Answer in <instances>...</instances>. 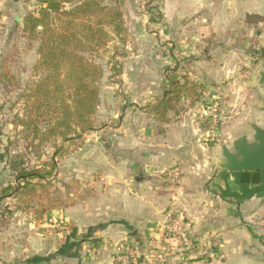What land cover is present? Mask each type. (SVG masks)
<instances>
[{
  "label": "crops",
  "instance_id": "crops-1",
  "mask_svg": "<svg viewBox=\"0 0 264 264\" xmlns=\"http://www.w3.org/2000/svg\"><path fill=\"white\" fill-rule=\"evenodd\" d=\"M183 1H178L180 6ZM185 1L188 8H202L206 34L221 40L213 48L215 55L223 57L220 65L195 61L189 69L191 80L200 87V99H184L177 113H169V122L160 123L138 110L152 100L149 96L138 107L126 108L120 128L95 132L96 136L118 139L109 148L112 156L83 161L85 170L97 174L89 177L93 192L64 210L47 213L40 228L35 229L32 223L23 244H19L13 225L0 229V261L116 264L119 243L158 236L172 216L186 219L194 234H217L220 238L217 261L188 264H264V173L260 183L247 185L240 183L239 174L227 173L215 165L219 163L213 152L216 150L211 151L205 143L209 136V105L204 97V91L213 90L234 105L241 95L237 88L243 85L234 83L238 80L228 82V73L231 69L242 72L246 66V84L264 103V58L255 59L264 48V0ZM248 15L259 19L248 22ZM141 82L137 87L142 86ZM231 89L233 92H229ZM257 107L258 103L251 109L260 121L258 127L264 128V104L261 114L256 112ZM132 114L138 116L139 123L132 121L136 120ZM253 126L245 125L233 145L240 137L250 139L248 130L254 133ZM176 167L181 176L173 183L167 172ZM211 168L215 169L212 177ZM135 231L136 238L132 237Z\"/></svg>",
  "mask_w": 264,
  "mask_h": 264
},
{
  "label": "rangeland",
  "instance_id": "rangeland-1",
  "mask_svg": "<svg viewBox=\"0 0 264 264\" xmlns=\"http://www.w3.org/2000/svg\"><path fill=\"white\" fill-rule=\"evenodd\" d=\"M83 1L77 0V3ZM99 1L102 6L115 9L121 14L122 31L118 36L113 28H107L110 42L99 51L94 60L103 70V78L99 83L100 104L93 117L95 130L82 134L79 139L72 142L63 143L60 138L54 137L35 139L33 130L23 126L24 121L36 114L32 111V100L28 101L26 96L30 94L33 84L42 77V72L35 69L39 58V42L29 41L22 32V27L27 15L39 14L42 8L41 0H0L2 15L0 20V189L9 185L16 186V171L21 169L43 170L48 166L45 171H50L49 164L55 156L56 148L62 149L55 158L57 169L52 172L50 179L46 180L48 182H44L45 184L38 182L34 195H21L17 196V200L9 199L0 203V229H8L9 224L13 225L15 232L18 233L19 244L26 241L27 228L30 229L32 223L35 224V229L43 224L46 215L41 222H33L32 215L35 211L48 209L47 213H49L64 210L76 200L93 192V180L89 177L95 178L97 174L94 170L87 168L85 170L83 161H87L88 158L98 160L105 159L108 155L112 156L109 148H113L118 139L103 134L96 136L95 132L120 128L125 119L123 112L127 107H138L149 96L153 97L151 101L157 99L162 93L161 87L167 69L179 65V68L190 76L189 69L195 61L218 66L223 58L214 54L213 48H216L221 40L209 38L210 35L206 34L207 30H204V27L207 23L202 22V8L195 10L188 8L185 0L181 6L179 0ZM17 17L20 23L16 22ZM205 18L207 20V17ZM256 58H261V54H257ZM243 69L246 70L242 72L238 70L234 73L231 69L228 73L230 75L228 82L238 80L234 83L243 85V88H237L241 95L234 101V105L229 104V98L220 96L213 90H207L211 98L204 95L207 105L210 106L214 101L215 93V101L218 102L221 110L215 129L212 128L210 115L206 117L209 136L205 143L211 151L216 150L213 151L216 163L224 159L222 153L224 148L234 150L233 141L244 132L245 125L258 126L260 122L256 120L251 107L258 103L256 112L261 114L264 103L257 92L246 84L249 76L247 78L243 76L249 68L244 66ZM140 82L142 86L137 87ZM232 90L229 92H233ZM151 101L146 102L145 105ZM138 110L146 114L139 107ZM131 117L136 118L132 121L139 123L137 115L132 114ZM152 120L155 121L153 117ZM239 124L243 126L234 127ZM38 127L43 129L45 123L39 124ZM248 132L252 140L254 133H251L250 129ZM36 134L40 135L38 130ZM219 163L215 165L219 166ZM214 172L215 169L211 168L210 177ZM30 189L31 187L26 191ZM21 199L25 201L20 202ZM31 200L36 208L27 213L24 211L25 205ZM17 202L19 206L16 207L19 210L16 211L14 205ZM184 221L189 225L186 219ZM161 234L160 230L157 237ZM207 236L216 237L217 234ZM21 259L24 260L25 256H21ZM17 260L21 261L19 257ZM176 262L188 264L193 261ZM0 264L9 263L3 260Z\"/></svg>",
  "mask_w": 264,
  "mask_h": 264
},
{
  "label": "trees",
  "instance_id": "trees-1",
  "mask_svg": "<svg viewBox=\"0 0 264 264\" xmlns=\"http://www.w3.org/2000/svg\"><path fill=\"white\" fill-rule=\"evenodd\" d=\"M41 4L37 16L27 15L23 20L24 35L29 41L39 42L35 69L42 72V77L26 96L28 101L32 100V111L36 114L24 121L23 126L33 130L35 139L54 137L60 138L63 143L72 142L82 134L95 130L93 117L100 104L99 83L103 70L94 60L110 42L107 28H113L120 36L121 14L102 6L99 0H84L81 3L77 0H41ZM252 19L259 17L247 16L248 22ZM161 88L162 93L157 99L140 107L160 123H168L169 113H177L184 99L195 101L201 95L200 87L179 65L166 70ZM41 123H45L43 129L38 127ZM37 130L40 135L36 134ZM61 150V147L56 148L49 164L50 171H45L48 166L43 170L24 168L16 171L17 185L0 189V203L17 200V196L21 195H34L38 182H48L46 180L57 169L55 158ZM29 187L31 189L26 191ZM23 188L25 191L22 192ZM14 206L16 211L19 210L16 207L18 202ZM35 208L31 200L24 211L29 213ZM47 210L35 211L33 222H41Z\"/></svg>",
  "mask_w": 264,
  "mask_h": 264
},
{
  "label": "built area",
  "instance_id": "built-area-1",
  "mask_svg": "<svg viewBox=\"0 0 264 264\" xmlns=\"http://www.w3.org/2000/svg\"><path fill=\"white\" fill-rule=\"evenodd\" d=\"M211 98L209 92H204ZM209 106L212 128L217 126L221 114L218 102ZM173 183L181 176L178 168L167 172ZM160 237L148 238L144 241L126 239L116 246V264H173L176 261L187 263L191 261H214L218 259L221 241L218 236H200L191 231L190 225L183 218L169 216L161 229Z\"/></svg>",
  "mask_w": 264,
  "mask_h": 264
},
{
  "label": "water",
  "instance_id": "water-1",
  "mask_svg": "<svg viewBox=\"0 0 264 264\" xmlns=\"http://www.w3.org/2000/svg\"><path fill=\"white\" fill-rule=\"evenodd\" d=\"M16 22L20 23L18 17ZM258 53L264 58V48H261ZM261 82L264 83V72L261 74ZM253 131L252 140L243 136L234 143L233 151L224 148L222 151L224 159L219 163L223 171L239 174L241 184H258L264 173V128L253 126ZM132 237H137L136 231Z\"/></svg>",
  "mask_w": 264,
  "mask_h": 264
}]
</instances>
